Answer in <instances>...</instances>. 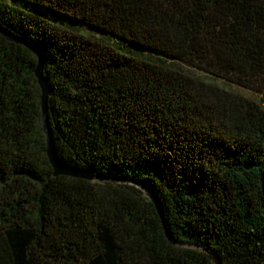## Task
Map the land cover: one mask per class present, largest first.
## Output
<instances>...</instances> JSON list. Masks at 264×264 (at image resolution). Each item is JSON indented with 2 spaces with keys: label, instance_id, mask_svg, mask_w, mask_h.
I'll return each mask as SVG.
<instances>
[{
  "label": "trees",
  "instance_id": "1",
  "mask_svg": "<svg viewBox=\"0 0 264 264\" xmlns=\"http://www.w3.org/2000/svg\"><path fill=\"white\" fill-rule=\"evenodd\" d=\"M0 27L43 55L62 162L126 181L54 175L0 33V264H264V0H0Z\"/></svg>",
  "mask_w": 264,
  "mask_h": 264
},
{
  "label": "water",
  "instance_id": "2",
  "mask_svg": "<svg viewBox=\"0 0 264 264\" xmlns=\"http://www.w3.org/2000/svg\"><path fill=\"white\" fill-rule=\"evenodd\" d=\"M0 33L9 42L24 45L37 56L35 76L38 80V84L41 89L42 128L46 140L47 157L54 170V175H67V176L94 181V179L98 176L93 171L70 166L66 163H63L62 160L59 158L58 151L55 146V140L50 126V117L48 110V96L50 93V89H49V80L47 76L44 75V71H43L44 59L42 53L33 45L28 43L26 40L22 39L18 35L13 34L7 29L0 27Z\"/></svg>",
  "mask_w": 264,
  "mask_h": 264
},
{
  "label": "rangeland",
  "instance_id": "3",
  "mask_svg": "<svg viewBox=\"0 0 264 264\" xmlns=\"http://www.w3.org/2000/svg\"><path fill=\"white\" fill-rule=\"evenodd\" d=\"M38 9V8H37ZM39 10V9H38ZM171 64H174L173 66L175 67H181L183 68L185 71H188L189 73L193 74V75H196V76H199V77H202L204 79H207L209 81H212L214 83H217L221 86H224V87H227L235 92H238L240 94H243L244 96H247L249 98H252V99H255L257 101H260L261 100V95L258 94V93H255L249 89H245L243 87H239V86H236V85H231V84H228L225 80L223 79H220V78H216V77H213L209 74H206L204 72H201V71H198L196 69H193L189 66H186L184 64H180V63H172L171 61H169ZM95 181H110V182H115V183H121V182H126V181H123V180H119V179H104V178H99V177H96L94 179ZM140 189H142V192L146 195H150L148 190H146L145 188H142L140 187Z\"/></svg>",
  "mask_w": 264,
  "mask_h": 264
}]
</instances>
